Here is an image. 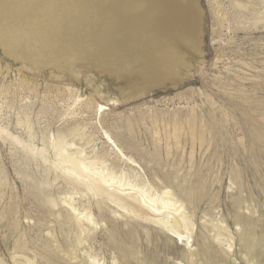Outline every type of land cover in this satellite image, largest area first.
<instances>
[{
  "label": "rangeland",
  "instance_id": "obj_1",
  "mask_svg": "<svg viewBox=\"0 0 264 264\" xmlns=\"http://www.w3.org/2000/svg\"><path fill=\"white\" fill-rule=\"evenodd\" d=\"M131 36L152 47L167 69L142 74ZM141 89L153 91L137 94ZM190 120L206 126L204 143L188 139ZM256 128L264 142V0H0V257L12 264L16 237L39 238L38 244L50 237L37 229L38 213L54 240L63 241L34 195L37 185L62 194L60 169L67 164L55 139L62 134L67 152L97 158L98 169L113 166L128 183L140 177L160 188L168 176L189 184L193 170H211L193 216V249L202 222L211 223L203 211L212 198L214 222L226 217L231 231L236 204L264 225V146L255 141ZM104 132L138 167L115 152ZM231 170H238L242 189ZM59 212L62 205L53 209ZM118 213L109 214L125 221ZM95 217L94 250L111 264L110 252L99 248L108 223ZM138 243L163 256L160 245H146L142 236ZM237 248L228 264H249ZM74 262L87 264L80 258L62 264Z\"/></svg>",
  "mask_w": 264,
  "mask_h": 264
},
{
  "label": "bare ground",
  "instance_id": "obj_2",
  "mask_svg": "<svg viewBox=\"0 0 264 264\" xmlns=\"http://www.w3.org/2000/svg\"><path fill=\"white\" fill-rule=\"evenodd\" d=\"M129 40L132 48L137 47L134 59L136 63L142 64L143 70L140 71L142 74L152 76L167 69V66L155 60L151 53L152 47L135 40L133 36L129 37ZM97 106L99 109L103 108L102 104ZM205 130L206 126L198 127L192 120L188 121V139L197 138L200 143H204ZM260 131L262 130L256 128L255 141L264 146ZM61 136L55 139H57V157L59 161L67 164L64 171L60 169V172H64L63 176L65 175L64 188L59 190L63 196H56L58 193L54 195L38 185L34 187V195L37 206L46 209L55 220L60 233L63 234V241L54 240L52 236L54 229L49 226L44 214L38 213L35 221L38 225L37 229L39 231L45 229L47 232L44 233H50V237L40 244L37 243L39 238L27 241L16 237L10 253L12 264H40L43 261L45 264H62L63 260L70 261L77 258L87 264H106L94 250L98 225L95 214L108 223L105 226L106 242L101 243L99 248H103V245L110 252L111 264H157L158 262L171 264L172 261H176V264H200V262L228 264L232 256H234L233 261L236 262L234 249L236 245H238L236 252L247 263L263 260L264 264V225L261 220L241 212L240 204H236L230 214L232 224L235 226L233 232L225 223L226 217H220L214 222L215 206L210 205L213 198L208 200V208L203 214L209 216L211 223L208 221L209 224L206 225L208 223L206 220L204 221L206 223L202 222L204 231L200 243L195 249L192 248L193 216L197 212L198 204L203 200L205 188L209 186L206 174L211 170L206 172L193 170L192 174L195 178L189 184L176 182L168 176L165 178L166 183L160 188H153L147 180L140 177H137L139 182L128 183L121 179V171L115 170L113 166L106 170L98 169L97 158L88 159L67 152L68 144ZM104 137L122 159L131 166L138 167L137 162L131 156L124 154L107 132H104ZM210 141L206 144H211ZM131 174L136 176L133 170ZM230 179L238 184L240 189L243 188L238 170H231ZM69 187L75 190L69 191ZM1 193L0 191V199ZM76 193L80 194L77 202L73 199ZM57 205H62L64 214L53 213ZM111 212L113 215H116V212H119L120 216L125 215V221L120 222L109 214ZM122 223L126 228H120ZM258 227L261 229L258 230ZM140 236L144 237L146 245H160L163 248L161 259L158 260L151 255L148 248L142 249L138 243ZM178 244L182 245L181 251L175 248ZM0 264H7L2 257Z\"/></svg>",
  "mask_w": 264,
  "mask_h": 264
},
{
  "label": "water",
  "instance_id": "obj_3",
  "mask_svg": "<svg viewBox=\"0 0 264 264\" xmlns=\"http://www.w3.org/2000/svg\"><path fill=\"white\" fill-rule=\"evenodd\" d=\"M150 91H153L152 89H141L140 91H138L137 92V94L139 93V94H146V93H148V92H150Z\"/></svg>",
  "mask_w": 264,
  "mask_h": 264
}]
</instances>
